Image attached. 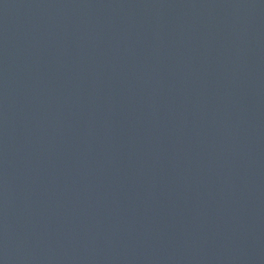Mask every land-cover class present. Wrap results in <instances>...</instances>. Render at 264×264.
<instances>
[{
  "label": "water",
  "instance_id": "obj_1",
  "mask_svg": "<svg viewBox=\"0 0 264 264\" xmlns=\"http://www.w3.org/2000/svg\"><path fill=\"white\" fill-rule=\"evenodd\" d=\"M0 264H264V0H0Z\"/></svg>",
  "mask_w": 264,
  "mask_h": 264
}]
</instances>
